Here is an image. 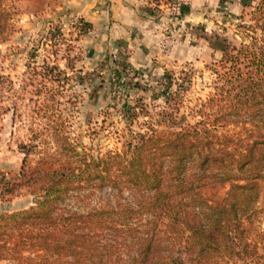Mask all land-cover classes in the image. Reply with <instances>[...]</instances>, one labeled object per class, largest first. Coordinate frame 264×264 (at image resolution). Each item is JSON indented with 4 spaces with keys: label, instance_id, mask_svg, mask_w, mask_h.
<instances>
[{
    "label": "trees",
    "instance_id": "obj_1",
    "mask_svg": "<svg viewBox=\"0 0 264 264\" xmlns=\"http://www.w3.org/2000/svg\"><path fill=\"white\" fill-rule=\"evenodd\" d=\"M243 2L252 9L242 25L244 40L212 68L214 91L200 104L196 122L168 132L148 129L128 150L87 159L72 143L62 116L51 115L63 154H50L48 162L60 167L29 175L22 170V185L31 187L36 199L27 209L0 214V261L219 264L238 253L237 232H245L242 222L264 182V0L256 6L254 0ZM6 10L0 0V28L6 26ZM56 31L61 35L59 27ZM232 125L243 132L230 135ZM60 155H67L68 163ZM227 183L222 200L205 197L207 186ZM86 184L126 186L137 200L118 208L65 210L61 202ZM166 240L181 241L190 257L171 251Z\"/></svg>",
    "mask_w": 264,
    "mask_h": 264
},
{
    "label": "rangeland",
    "instance_id": "obj_2",
    "mask_svg": "<svg viewBox=\"0 0 264 264\" xmlns=\"http://www.w3.org/2000/svg\"><path fill=\"white\" fill-rule=\"evenodd\" d=\"M4 3L8 20L0 28V214L35 203L32 188L22 185L23 169L29 175L39 168L60 167L48 162L50 154L62 153L51 115L62 116L72 143L87 159L128 150L132 139L148 129L168 132L196 122L200 104L214 91L212 68L226 50L244 40L242 25L252 11L243 0H201L195 18L181 25L179 35L168 34L170 45L180 48L177 55L173 51L178 58L168 56L165 63L156 62L140 73L114 45L99 50L82 40L88 30L80 21L63 26L41 12L27 16L18 0ZM258 3L254 0L253 5ZM46 66L59 70L50 73ZM226 132L235 135L243 129L232 125ZM61 157L68 163L67 155ZM260 183L262 195L242 222L245 232H237L238 253L219 264H264V182ZM230 186H207L203 192L218 201ZM136 200V192L126 186L86 184L61 206L88 212L134 205ZM180 243L166 240L164 245L189 258Z\"/></svg>",
    "mask_w": 264,
    "mask_h": 264
},
{
    "label": "crops",
    "instance_id": "obj_3",
    "mask_svg": "<svg viewBox=\"0 0 264 264\" xmlns=\"http://www.w3.org/2000/svg\"><path fill=\"white\" fill-rule=\"evenodd\" d=\"M200 1L18 0L27 16L41 12L63 26L82 21L87 24L85 31L88 30L82 40L88 39L86 42H92L99 50L104 45L106 48L114 45L115 52L125 56L140 73L154 67L156 62L165 63L163 58L174 56L173 51L176 55L180 52L178 44L170 45L173 42L168 34L179 35L181 25L195 18ZM168 46L170 50L166 52Z\"/></svg>",
    "mask_w": 264,
    "mask_h": 264
},
{
    "label": "built area",
    "instance_id": "obj_4",
    "mask_svg": "<svg viewBox=\"0 0 264 264\" xmlns=\"http://www.w3.org/2000/svg\"><path fill=\"white\" fill-rule=\"evenodd\" d=\"M79 24H81V26L83 25L82 27L84 28V23L82 21H80ZM127 70H129V68H127Z\"/></svg>",
    "mask_w": 264,
    "mask_h": 264
}]
</instances>
